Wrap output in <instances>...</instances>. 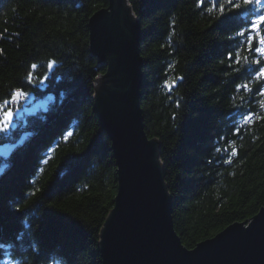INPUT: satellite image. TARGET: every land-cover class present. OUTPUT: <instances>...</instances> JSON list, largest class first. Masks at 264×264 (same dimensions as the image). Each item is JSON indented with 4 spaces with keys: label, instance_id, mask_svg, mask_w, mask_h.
I'll use <instances>...</instances> for the list:
<instances>
[{
    "label": "trees",
    "instance_id": "obj_1",
    "mask_svg": "<svg viewBox=\"0 0 264 264\" xmlns=\"http://www.w3.org/2000/svg\"><path fill=\"white\" fill-rule=\"evenodd\" d=\"M127 4L142 29L145 130L159 142L175 230L194 249L264 206V121L234 134L243 113L264 115V98L253 95L256 82L253 93L236 92L251 69L229 67L226 58L236 50L250 55L235 32L253 14L241 9L218 20L207 12L208 0L204 8L197 0ZM108 6L0 0V102L16 87L28 93L11 105L12 124L0 133V147L11 146L0 154V243L13 244L11 256L22 264H102L101 232L118 182L112 143L95 112L97 80L107 67L90 51L89 19ZM50 59L57 67L46 86L27 85L30 65L42 76ZM176 76L169 92L163 84ZM229 145L238 153L230 164ZM8 258L0 249V262Z\"/></svg>",
    "mask_w": 264,
    "mask_h": 264
},
{
    "label": "water",
    "instance_id": "obj_2",
    "mask_svg": "<svg viewBox=\"0 0 264 264\" xmlns=\"http://www.w3.org/2000/svg\"><path fill=\"white\" fill-rule=\"evenodd\" d=\"M141 38L127 0H109L89 19L90 51L107 67L97 80L95 112L112 143L118 182L101 232L102 264H264V206L194 249L178 236L159 142L145 130Z\"/></svg>",
    "mask_w": 264,
    "mask_h": 264
},
{
    "label": "snow or ice",
    "instance_id": "obj_3",
    "mask_svg": "<svg viewBox=\"0 0 264 264\" xmlns=\"http://www.w3.org/2000/svg\"><path fill=\"white\" fill-rule=\"evenodd\" d=\"M210 7H207V12L218 13L217 19L219 20L226 14L236 12L241 9L248 10L252 13V18L249 24L244 29L235 32V37L240 38L241 47H243L247 53L250 55H241L240 50H236L235 53L229 51L226 54L227 60L230 62L229 67L233 64L239 68L242 64L248 65L251 69V75L249 79L241 84L236 85V92L241 91L245 93H253L251 84L253 82L259 83L260 86L256 89V93L259 97L264 98V0H208ZM206 6V0H197V7L204 8ZM175 26L173 22V27ZM175 33H173L174 35ZM18 35V33H17ZM229 39H233V36H229ZM171 39V36L169 37ZM3 54V49H0V55ZM254 66V67H253ZM38 65L32 63L30 65V70L27 71L24 80L27 85L45 87L46 81H48L50 74H52L54 68L57 67V60L50 59L47 61L46 67L47 71L42 75H36V69ZM180 76H176L171 79H166L163 87L171 92L176 86V82L180 80ZM43 81V82H42ZM28 93L23 89V87H16L10 92L9 99H5L0 102V133L7 132L10 128L13 117L14 110L11 105H16L22 100L27 98ZM259 106L264 109V99L259 101ZM179 107V105H177ZM9 109H12L11 111ZM255 121H264V115L257 114L252 111H247L242 114L241 120L239 122V127L236 128L235 135H239L241 129L246 127H251ZM73 133H71L72 135ZM231 148L230 157L225 159V163L230 164L232 162L231 157L237 156V149L233 145H229ZM221 151V148H220ZM227 151V149H224ZM2 171V170H0ZM15 211L20 212L17 208ZM23 236L19 237L22 240ZM14 247L13 244H3L0 243V249H3L8 254V259L3 260L0 264H22L21 260H15L11 256V250ZM35 248V245L32 246Z\"/></svg>",
    "mask_w": 264,
    "mask_h": 264
},
{
    "label": "rangeland",
    "instance_id": "obj_4",
    "mask_svg": "<svg viewBox=\"0 0 264 264\" xmlns=\"http://www.w3.org/2000/svg\"><path fill=\"white\" fill-rule=\"evenodd\" d=\"M25 108H26V106H25ZM35 108H36V107H35ZM35 108H28V109H26V110H27V111H34ZM10 148H11L10 145H3V146H1V147H0V154H7ZM0 170H2V171H0V174H1V173L3 172V169H0Z\"/></svg>",
    "mask_w": 264,
    "mask_h": 264
}]
</instances>
